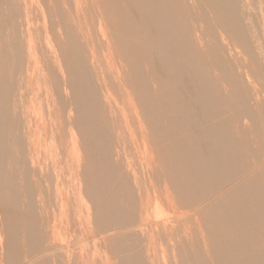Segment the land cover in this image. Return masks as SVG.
<instances>
[{
	"label": "bare ground",
	"instance_id": "1",
	"mask_svg": "<svg viewBox=\"0 0 264 264\" xmlns=\"http://www.w3.org/2000/svg\"><path fill=\"white\" fill-rule=\"evenodd\" d=\"M0 264H264V0H0Z\"/></svg>",
	"mask_w": 264,
	"mask_h": 264
}]
</instances>
